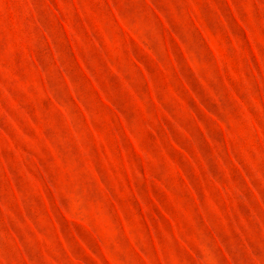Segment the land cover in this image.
<instances>
[{
  "label": "rangeland",
  "instance_id": "374dc122",
  "mask_svg": "<svg viewBox=\"0 0 264 264\" xmlns=\"http://www.w3.org/2000/svg\"><path fill=\"white\" fill-rule=\"evenodd\" d=\"M0 264H264V0H0Z\"/></svg>",
  "mask_w": 264,
  "mask_h": 264
}]
</instances>
